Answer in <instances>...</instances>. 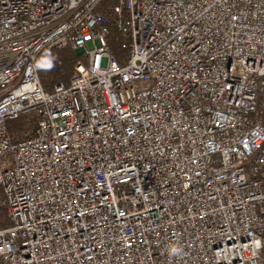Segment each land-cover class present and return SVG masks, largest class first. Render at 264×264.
Wrapping results in <instances>:
<instances>
[{"label": "built area", "instance_id": "built-area-1", "mask_svg": "<svg viewBox=\"0 0 264 264\" xmlns=\"http://www.w3.org/2000/svg\"><path fill=\"white\" fill-rule=\"evenodd\" d=\"M0 209V264H264V0H0Z\"/></svg>", "mask_w": 264, "mask_h": 264}, {"label": "trees", "instance_id": "trees-1", "mask_svg": "<svg viewBox=\"0 0 264 264\" xmlns=\"http://www.w3.org/2000/svg\"><path fill=\"white\" fill-rule=\"evenodd\" d=\"M103 4L101 5L102 8ZM111 17L110 13H107ZM112 39L110 41V48L113 53L118 55L117 41L119 35L111 27ZM81 58V55L70 49H50L46 51V57L43 61V69L40 72L41 82L44 89H48L55 82H66L76 61ZM26 116L21 115L16 119L8 121L10 131L19 133L26 127ZM3 216V210L0 209V218Z\"/></svg>", "mask_w": 264, "mask_h": 264}, {"label": "rangeland", "instance_id": "rangeland-1", "mask_svg": "<svg viewBox=\"0 0 264 264\" xmlns=\"http://www.w3.org/2000/svg\"><path fill=\"white\" fill-rule=\"evenodd\" d=\"M86 48L89 50V49H92L93 48V44L91 42H87L86 44ZM83 56V55H82ZM81 56V57H82Z\"/></svg>", "mask_w": 264, "mask_h": 264}, {"label": "water", "instance_id": "water-1", "mask_svg": "<svg viewBox=\"0 0 264 264\" xmlns=\"http://www.w3.org/2000/svg\"><path fill=\"white\" fill-rule=\"evenodd\" d=\"M79 53V52H78Z\"/></svg>", "mask_w": 264, "mask_h": 264}]
</instances>
